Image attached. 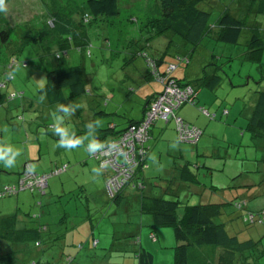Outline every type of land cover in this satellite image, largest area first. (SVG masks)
Here are the masks:
<instances>
[{"label":"rangeland","instance_id":"1","mask_svg":"<svg viewBox=\"0 0 264 264\" xmlns=\"http://www.w3.org/2000/svg\"><path fill=\"white\" fill-rule=\"evenodd\" d=\"M86 1L12 0L7 5L8 11L3 14L9 13L10 17H13L15 28H26L29 25L35 28L37 35L41 37L44 31L42 23L48 16L53 12L67 15L73 11L70 9L73 7L82 10L86 7ZM238 2L239 6L237 3H231V0H227L226 5L222 1L208 2L206 5L208 9L218 10L230 6L235 15L245 20L244 33L238 44H227L215 37H207L198 47L186 46L179 49L173 45L169 53L163 56L162 52L167 49L169 39H149L150 35L145 30L147 25L155 21L152 14L155 1L119 0V16L103 19L99 26L93 24L87 27L93 43L91 58L71 52L72 65L84 64L86 67L85 93L62 103H50L40 93L47 83L50 67L48 62L41 60L42 50L38 51L29 45L17 50L15 56L27 61L28 68L20 64L13 66L14 81L8 89L0 90V99L3 100V96L11 91L22 92L24 96L15 101L0 100V147L19 150L20 155L16 158L14 167L6 168L0 163V188L6 184L18 185L23 182L25 179H21V174L28 162L33 164L32 170L36 174H49L55 165L63 166V170L56 172L43 190L21 184L12 195L5 192L7 187L0 192V223L3 218L17 216L18 226H25L27 230L38 231L40 226H46L48 229V232H43L39 238L42 241L39 248L35 247L33 240L18 247L0 240V255L12 251V264H60L66 256L74 259L73 264H177L178 244L174 229L170 226H155L153 217L141 209L142 193L131 188L140 174L138 171L145 166L147 174L149 166L143 164L142 158L139 157L138 169L127 177L120 197L116 195L110 199L106 194V177L103 174H109L108 169L101 171L100 162L96 161L94 152H88L87 148V140L93 136L104 147L111 139L118 141L133 127H139L146 121L148 125L156 118L158 113L154 114L153 111L159 112V103L147 101L152 97V85L157 81L153 77H146V62L138 55L139 52H150L155 56L164 57L167 63L174 61L176 57L187 56L190 64H179L175 74L184 72L180 80L189 84L177 83L176 86L181 91L190 88L195 99L201 80L206 74L205 70L209 74L216 72V75L220 76V84L214 93H202V97L207 95L205 105L200 98L196 101L197 106L204 107L207 114L200 113L195 108V103H187L183 92L173 91V101L177 103L173 108L174 114L186 115L189 123L201 117L207 125L221 124L222 127L214 131L221 139V154L226 156L229 151V159L225 160V174L232 175L225 181V185L230 188L225 192L229 198L227 204L236 196L238 199H245L242 193L251 190L245 188V185H248L246 181L255 180L260 183L261 187L255 193L264 194V171L259 166L264 164V135H257L256 139H252L251 132L247 130L257 95L264 91V57L261 63L246 59L250 30L257 27L264 33V0ZM240 6L242 10L238 9ZM69 16L72 17V14ZM215 17L216 14L213 15V18ZM216 19L217 17L214 21ZM49 25L53 27V23ZM47 37L51 42L49 31ZM106 39L110 43L103 47L102 42ZM58 45L59 42L52 45L53 51H58ZM9 57V52L0 43V65H5ZM171 71L173 72V64L167 67L166 73ZM41 96L45 98L41 100ZM28 101L34 102L33 111L28 108ZM168 101L166 98V102ZM168 104L171 106V103ZM61 105L79 107L75 108L74 114L66 116L62 109L58 110ZM166 107L165 111L160 112L163 113L160 115L162 118H167L170 114L171 108ZM142 109H145L143 119L130 124L124 132L113 135L108 129L113 123L117 125V132L120 131L129 122L137 119ZM248 114L249 117L246 116ZM60 117H63L61 126L66 128L70 136L87 137L82 146L73 149L58 146L60 137L50 131V127L53 128ZM97 120L100 121L99 127L95 123L89 128L86 127L89 122ZM157 123L163 124L155 119L149 128L152 129ZM206 129L207 126L203 127L198 142L201 139L204 142ZM150 138V133L146 138L136 135L134 144L129 142L133 145L134 157L140 153L141 145L143 147ZM127 145L128 152L131 147ZM146 154L148 153L145 152L144 155ZM201 159L202 157L197 155L191 157V170L199 176L202 183L210 187L213 178L209 176L210 172L204 167ZM204 160L211 162L205 158ZM119 161L121 162L120 159ZM92 162H96L99 173L93 171L96 168ZM148 164L153 165L151 159ZM109 171L111 172V169ZM235 171L237 172L233 174ZM246 171L249 174L244 173ZM143 175L144 173L140 174L142 177ZM31 190L34 193H31ZM181 194V198L166 195V199L181 201L182 215L185 213V205L200 204V195L194 194L193 189L190 190V197L184 192ZM205 198L208 199L209 196L206 195ZM248 204L250 211H256L264 207V200H254ZM243 213L226 206L220 221L228 223L229 232L236 233L241 241L253 240L257 243L258 248H254L248 264H264V225H247L243 221ZM152 233L157 236V242L152 240ZM95 239L99 241L96 247ZM135 239L139 240V243L135 242ZM141 252L151 254L152 262L146 260V257L142 260ZM221 253L222 249L194 247L189 249L188 264H219ZM245 263L238 257L232 264Z\"/></svg>","mask_w":264,"mask_h":264},{"label":"trees","instance_id":"2","mask_svg":"<svg viewBox=\"0 0 264 264\" xmlns=\"http://www.w3.org/2000/svg\"><path fill=\"white\" fill-rule=\"evenodd\" d=\"M12 0H6L8 5ZM152 14L155 17V21L145 27L146 32L152 37L160 38L165 37L169 39L167 49L163 53V56L169 53L170 48L175 45L179 49L186 46L198 47L202 44V41L207 37H215L220 42L236 45L240 41L244 29L245 20L241 19L238 15H235L229 7H222L218 9H208L206 6L208 2L218 1L224 2L226 5L227 0H154ZM230 1V0H229ZM240 0H231V3H237ZM241 7V6H240ZM238 9L242 10V7ZM73 11L68 12L67 15H59L55 12L48 16L42 23L43 33L41 37L37 35L35 28H31L27 25L26 28L16 27L13 23V17H10L9 13L6 15L0 12V43L9 52V59L5 65H0V90H6L12 84L9 79V73H12L14 65L27 66L28 63L25 60L19 59L15 56L17 50H22L27 45L36 48L38 51L42 50L41 60L49 64V71L47 75V83L40 93L44 95L50 103H62L69 98L77 97L85 93V79L87 77L86 67L84 64L72 65L71 52H75L90 59L92 56L93 43L87 32V27L96 24L99 26L103 19L115 18L120 15L119 0H87L86 7L79 10L77 7L70 8ZM72 14V17L69 15ZM216 14L217 19L214 21L213 15ZM77 20H75V17ZM245 18V17H244ZM53 23V27L49 24ZM28 30V31H27ZM26 31L28 33H26ZM49 31L51 42L47 36ZM46 35L45 37L43 35ZM147 37V38H148ZM20 38V39H19ZM46 38V40H44ZM177 40V41H176ZM59 42L58 51H53L52 45H56ZM52 45H51V44ZM107 43H110L108 39L102 42V46L106 47ZM43 46H42V45ZM248 51L246 53V59L250 62L261 63L264 57V33L261 30L252 28L249 32V38L247 42ZM190 48V47H189ZM64 50V51H63ZM143 51V49H141ZM192 52L193 49H190ZM66 52V53H63ZM64 54V55H63ZM145 60L147 66V76L153 77L157 82L156 84L162 88V91L157 94H153L147 101L154 102L158 96L164 91V83L158 81V77H162L167 81L173 80L177 84H181V80H178L175 76V72L179 69V64L189 65L190 59L176 57L174 61L167 63L164 57H158L148 52H139L138 54ZM47 58V59H44ZM152 61V63H149ZM176 66V70L170 73H166V69L169 65ZM166 73V74H165ZM204 79L201 80L205 88H215L220 84V76L216 75V72L209 74L205 70ZM14 77V76H13ZM14 80V78H13ZM183 85H187L184 84ZM132 92L134 90H131ZM15 94L13 99L10 96ZM258 101L255 105L254 115L251 118L249 124L250 129L254 133V137L257 135H264V92H260ZM1 96V95H0ZM24 93L19 91H11L6 96H3L2 101H15L23 98ZM197 98L194 103L197 106ZM204 107L197 106V110L202 113ZM160 122V121H159ZM173 122V121H172ZM170 122V123H172ZM188 123L187 121H185ZM134 122H132L133 124ZM162 123H165L162 121ZM168 124V123H165ZM174 124V122H173ZM190 124V123H188ZM176 131V126L174 124ZM199 128V127H197ZM201 131L202 129L199 128ZM111 132L113 131L110 130ZM152 129H149L148 133H151ZM124 132V131H122ZM113 133V132H112ZM121 133V132H120ZM113 135H115L113 133ZM2 136L0 135V141ZM115 138L108 141L109 143L115 142ZM180 144L182 143L178 139ZM191 144V145H196ZM142 149L146 151V155H143V164L148 165V155L150 147L148 142L143 145ZM205 165V163H203ZM182 169L187 172L188 180H183V183L188 185L192 184L193 180H197L198 176L191 170L190 162L183 164ZM56 168H52L50 173L55 172ZM145 166L138 172L144 173ZM106 174V183L109 180L110 172ZM46 174V173H45ZM138 174L136 181L131 188L140 193L146 188L142 176ZM42 174H39V176ZM105 183V184H106ZM8 186L13 184H6L0 188V192ZM143 187V188H141ZM207 190L218 191L220 195L225 194L226 190L230 189L225 186L222 188H216L210 186L205 188ZM123 189H120L116 194L120 197ZM106 194L108 197L107 188ZM16 196V195H15ZM229 198L224 200L221 204H217L214 200L212 202H204L193 206H184L185 213L182 215L180 209L183 204L179 200H169L157 198L153 200L154 214L152 215L154 225L157 227L170 226L174 229L175 239L177 241L176 246V260L177 264H188V252L189 249L194 247L199 248H214L222 249V253L219 256V264H232L236 262L238 257L240 260L245 261L248 264L250 255L253 254L254 248H258L257 243L253 240L241 241L239 236L231 234L228 230V223L221 222L220 219L223 215L226 206H231L236 211H242L243 221L249 226H262L264 225V208L257 211H250L248 203L245 199H238L236 196L230 200ZM247 210V211H246ZM144 212V209H142ZM43 232H48L46 226H40L38 231L27 230L25 226H18L17 216L6 217L1 220L0 223V240L9 243L11 246H20L22 243L33 240L35 247H41L42 241L39 239ZM98 246V244H97ZM13 253L10 251L7 254L0 255V264H12ZM141 259H145L152 262V255L148 253L140 254ZM74 259L66 256L60 264H73Z\"/></svg>","mask_w":264,"mask_h":264},{"label":"crops","instance_id":"3","mask_svg":"<svg viewBox=\"0 0 264 264\" xmlns=\"http://www.w3.org/2000/svg\"><path fill=\"white\" fill-rule=\"evenodd\" d=\"M164 52L165 50L162 53ZM177 71L178 69L176 70V72ZM183 73L184 72H182V74ZM182 74H179L178 72L177 74H175V76L176 78H178V80H180ZM217 86L219 85H216L215 88H205L203 83H201L200 90H198L197 92V99L200 98V101L204 102V105H205L207 95H203L202 97L201 96L202 93L203 92H205L206 94H208V92L214 93L216 91ZM152 89H153V94H157L162 91V88L156 83L152 85ZM258 98H259V94L257 95L256 103L258 101ZM27 105L29 109L32 108L30 109V111L34 110V102L28 101ZM195 108L197 109V107ZM254 109L255 107L252 110L250 120L254 115ZM144 112H145V109H142L140 112V116L137 119H134V121L132 122L134 123L140 122L144 117ZM181 116L184 117L186 121H188L186 119L187 118L186 115L181 114ZM246 116L249 117V114ZM204 121H205L204 118L199 117L195 121L190 123L196 127H200L202 130H203V127L207 126L206 135L204 137V142H202V139H201L196 145L178 143L177 134L174 131L175 130L174 125L172 123H168V124L157 123L152 128V131L150 133L151 138L148 142V146L150 147V152L148 155V162L151 159V161L153 162V165L152 166L149 165L147 174L144 171L142 181H144L146 188L143 191V193L140 194L141 198H143V200H141V209H144V212H146L147 214L152 216L155 212L154 206H153V200L157 198L166 199V195H170L171 198H175V197L181 198L182 197L181 193L183 192L186 193L187 197H190V190L192 189H193L194 194L200 195L199 201L201 203L214 202L215 200L217 201L215 203L221 204L222 202H225L224 200L228 199V196H226V194L220 195L218 191H214V190L210 191V190L205 189L209 187L206 186L204 183H202V181H200L199 176L197 180L195 179L192 181L191 185L190 184L186 185L183 183L184 179L188 180L189 178L187 172L182 169V167L184 166L183 164L190 162L191 157L192 156L194 157V155H197L198 157L200 156L202 157L201 160L203 161V163H205L204 167H206V169L210 172L209 176L210 177L212 176L213 178L211 186L216 187V188H222V187L227 186L225 185V181H228L232 175L231 173L225 174V169H226L225 160L229 159V151H227L228 153L226 156L221 154L220 152L221 147L219 145V142L221 141V139L219 135L214 131L218 129L219 127H222L221 124L211 123L207 125ZM132 122H129L126 127L122 128L118 132H117V125L113 123L109 125L108 129L109 130L113 129L112 132L115 135H117L120 132L124 131L130 124H132ZM238 128H241V127H238ZM247 130L251 132L252 139H256V137H254L253 131L250 129V124H248ZM50 131H52V126L50 127ZM207 138L209 139L207 140ZM225 140H223V142H225ZM228 142L231 143L230 139H228ZM173 145H175V147H173ZM204 158L211 162L204 160ZM263 160H264V157H263ZM92 165L96 169H98L96 162H92ZM259 166L264 171V164L261 163L259 164ZM53 167L56 169H59V166L57 165ZM222 168L223 170H221ZM248 171L244 173H248ZM236 172L237 171L233 172V174ZM103 174L104 176L106 175L105 172H103ZM240 175H242V173ZM260 182H262V180ZM246 184L248 185H245L247 186L245 188H251L250 191H245L242 193L247 203L254 201V200L255 201L264 200V194L257 195L255 193V191L259 187H261L260 183H257L255 180H251V181H246ZM241 187L242 185L240 186V188ZM206 195L209 196L208 199L205 198ZM236 195H238V193ZM248 208L250 209L249 206ZM151 238L154 242H157V236L155 234L152 233ZM136 240L137 239H135V242ZM92 246H93V241H92Z\"/></svg>","mask_w":264,"mask_h":264},{"label":"built area","instance_id":"4","mask_svg":"<svg viewBox=\"0 0 264 264\" xmlns=\"http://www.w3.org/2000/svg\"><path fill=\"white\" fill-rule=\"evenodd\" d=\"M176 67L173 65V71ZM172 72V71H171ZM10 80H13V78H9ZM164 83V91L158 96V98L153 103H159V112L153 111L154 114H157L156 118L157 121H163V122H169L173 121L176 126V131L178 134V139L182 143H189V144H195L198 142V139L201 134V130L195 126H192L191 124L186 123L180 116L177 114H174V107L177 106V103L173 101V96L175 93L173 91H180L183 92L186 98L187 103H194L195 98L192 97V90L190 88H187L186 91H181L177 86L175 81L170 80L167 81L166 79H162V77H158V81H160L163 84ZM15 94H12L10 96V99H13ZM166 98L169 99V103H171V106L166 102ZM185 102V101H184ZM184 102H181L184 103ZM170 107V114L167 116V118H162L160 115L163 113H160L161 110L165 111L167 107ZM202 113L207 114L206 110L202 109ZM153 119V120H155ZM168 119H170L168 121ZM148 120V119H147ZM152 120V121H153ZM151 121V122H152ZM147 122V121H146ZM146 122L143 123L139 127H133L130 132L123 134L122 138L118 141L111 142L107 144L106 146L100 148L98 151L94 152V157L100 162V165L102 169H111L109 180L107 182V190L110 193V197L113 198L116 196L117 191L123 188V184L127 181V177H130L135 171V169L139 166V157H143L145 154V150L140 149V153L136 155L135 157L132 155V149L133 145H130L129 142H132L134 144L135 142V136L139 135L140 137H145L147 134H149V125H146ZM126 144H128V147H131V150H128L126 147ZM121 160V162L119 161ZM121 167V169H120ZM63 170V167L61 169H57L55 172L47 175H41L36 176L33 172H31L29 169L26 170L24 176H23V182L21 181L19 185L26 184L28 187L37 188L39 190H43L49 181V178L52 177L56 172H61ZM123 173H126L127 175L124 176ZM115 175V176H114ZM26 182V183H24ZM19 185L16 186H9L6 188L5 192L7 194H14L16 193V189L19 187ZM143 188V187H141ZM33 191V190H31ZM45 194V193H44ZM98 244V241L94 243V246L96 247Z\"/></svg>","mask_w":264,"mask_h":264},{"label":"clouds","instance_id":"5","mask_svg":"<svg viewBox=\"0 0 264 264\" xmlns=\"http://www.w3.org/2000/svg\"><path fill=\"white\" fill-rule=\"evenodd\" d=\"M7 11H8V8H7L6 0H0V12H5L6 13ZM8 75H9V78H14L13 77L14 76V73H9ZM13 81L14 80H12L11 83ZM44 98H45L44 96H41L40 99L43 100ZM76 107H79V105H76V106H72V105L64 106V105H61L58 110H61L62 109L63 110V113L66 116H70V115L74 114V111H75V108ZM181 118L184 121H186L183 117H181ZM62 122H63V117H60L59 118V122L55 123L54 124L55 126L52 128V131L54 132V134L60 137V139L58 141V146L59 147H63V148H67V149H73V148L82 146L83 143H84V139L87 138V137L85 136V137H79V138H77L75 136H70L69 133H68V131L66 130V128L61 126ZM93 123H95L98 127L100 126V121L97 120V121H94V122H89L86 125V127L89 128ZM165 123H169V122H165ZM192 126H194V125H192ZM88 141H89L88 146H87L88 152L89 151L90 152H96L100 148L103 147V145L101 144V142H99L96 139L95 136H93ZM173 147H175V145H173ZM19 155H20V151L19 150H14L11 147H0V163H3L6 168L14 167L15 166V163H16V158ZM96 161L98 162L97 159H96ZM32 167H33V164L31 162H28V163L25 164L24 170H23V172L21 174V179H23V176H24V174H25V172H26L27 169H29L31 172H33ZM62 167L63 166H59V168H62ZM52 168H54V167H52ZM100 169H101V171L103 170L101 167H100ZM93 171L99 173V169H94ZM34 174L35 175H39V174H36V173H34ZM49 174H51V173H49ZM43 175H47V174H43ZM53 176L54 175H52V177ZM52 177H50L49 180ZM19 184L20 183H18V185ZM18 185L13 184V186H16V187ZM105 185H106V188H107V183ZM30 192L31 193H34V191H30ZM109 198L112 199L111 197H109ZM136 242L139 243V240L138 241L136 240Z\"/></svg>","mask_w":264,"mask_h":264},{"label":"bare ground","instance_id":"6","mask_svg":"<svg viewBox=\"0 0 264 264\" xmlns=\"http://www.w3.org/2000/svg\"><path fill=\"white\" fill-rule=\"evenodd\" d=\"M108 191V190H107ZM119 192V190L117 191V193ZM108 194L110 195V193L108 192Z\"/></svg>","mask_w":264,"mask_h":264}]
</instances>
